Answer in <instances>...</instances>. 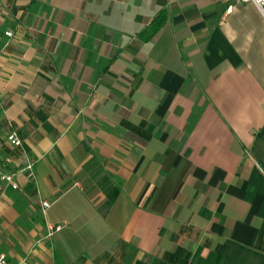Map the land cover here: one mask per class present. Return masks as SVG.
I'll return each instance as SVG.
<instances>
[{
  "label": "crops",
  "instance_id": "1",
  "mask_svg": "<svg viewBox=\"0 0 264 264\" xmlns=\"http://www.w3.org/2000/svg\"><path fill=\"white\" fill-rule=\"evenodd\" d=\"M0 99L10 262L264 264L254 2L0 0ZM34 207L44 234L24 237ZM49 226L62 230L48 238Z\"/></svg>",
  "mask_w": 264,
  "mask_h": 264
},
{
  "label": "built area",
  "instance_id": "2",
  "mask_svg": "<svg viewBox=\"0 0 264 264\" xmlns=\"http://www.w3.org/2000/svg\"><path fill=\"white\" fill-rule=\"evenodd\" d=\"M241 1H243V2H254L257 5V7L259 8V10L264 14V0H241ZM8 35L12 36V34H10V33ZM0 103H1V99H0ZM9 141L15 147H21L22 143H23L21 138L15 132H13L10 135ZM0 167H1V165H0ZM4 180L7 183H9L14 189H17V185L15 184L12 175L4 176ZM49 207H50L49 203H47V202L43 203L44 209H48ZM61 230H62L61 226H49L47 237L50 238L54 234L60 232ZM0 264H31V262H30L29 256L24 257L22 260H20L17 263H12L9 261V259L5 255H0Z\"/></svg>",
  "mask_w": 264,
  "mask_h": 264
},
{
  "label": "rangeland",
  "instance_id": "3",
  "mask_svg": "<svg viewBox=\"0 0 264 264\" xmlns=\"http://www.w3.org/2000/svg\"><path fill=\"white\" fill-rule=\"evenodd\" d=\"M39 207H34V210L32 213H25L24 215L21 216L20 218V224H22L20 232L22 235L27 236L30 230H33L36 228V226L39 228L40 232L38 234L42 235L44 234V231L42 228L43 222L41 218V212H39ZM33 218H32V217ZM32 218V221L30 222L29 219ZM38 230V231H39ZM13 250L16 251V254H19L22 256L24 254V249L23 247H19L17 245H13ZM23 249V250H22Z\"/></svg>",
  "mask_w": 264,
  "mask_h": 264
},
{
  "label": "trees",
  "instance_id": "4",
  "mask_svg": "<svg viewBox=\"0 0 264 264\" xmlns=\"http://www.w3.org/2000/svg\"><path fill=\"white\" fill-rule=\"evenodd\" d=\"M163 23H164V19L162 17L157 18L154 21L151 29H149V36L147 38L148 39L152 38L159 31V29H161ZM56 257H57L56 259L58 260L59 259L58 256Z\"/></svg>",
  "mask_w": 264,
  "mask_h": 264
}]
</instances>
